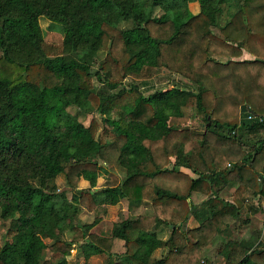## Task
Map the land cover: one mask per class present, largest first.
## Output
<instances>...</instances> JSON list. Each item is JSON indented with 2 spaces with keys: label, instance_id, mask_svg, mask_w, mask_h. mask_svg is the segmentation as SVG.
Here are the masks:
<instances>
[{
  "label": "trees",
  "instance_id": "trees-1",
  "mask_svg": "<svg viewBox=\"0 0 264 264\" xmlns=\"http://www.w3.org/2000/svg\"><path fill=\"white\" fill-rule=\"evenodd\" d=\"M158 72L193 86L141 90ZM108 164L123 177L92 189ZM247 192L264 201V0H0V264H214L202 250L251 224ZM119 200L106 230L80 223ZM217 256L264 264L261 228Z\"/></svg>",
  "mask_w": 264,
  "mask_h": 264
},
{
  "label": "rangeland",
  "instance_id": "rangeland-1",
  "mask_svg": "<svg viewBox=\"0 0 264 264\" xmlns=\"http://www.w3.org/2000/svg\"><path fill=\"white\" fill-rule=\"evenodd\" d=\"M188 8L191 12V14H196L199 11V4L198 2H192L188 4ZM227 19V15H223L221 18V22L223 23ZM39 23L42 28V30L45 33L48 32H57L63 35L62 32V26L58 23H51L48 19L44 17L39 18ZM125 26H129L128 23H123ZM242 58H251V56L248 53H244ZM133 81L130 80L129 78L125 80L124 84L128 86L130 83ZM139 87L141 90H143L145 93H147L150 89L153 88H165L170 89L173 84L178 85V86H183L189 85L188 87L193 86L192 83H188L185 79L179 78L177 75L174 73L172 74H166V73H161L158 72L157 74L154 75V77L147 81L146 83L138 82ZM70 113H75V109L73 107H69L67 109ZM95 117L98 119V115H88V116H79V119L84 123L88 124L89 120ZM192 125L197 126L196 121H192ZM104 170H107L106 176L104 174L100 173V177H98L97 180V187H104V186H115L118 184L120 179L123 177V172L120 170V168L116 165L113 164H108L104 166ZM103 170H101L102 172ZM104 172V171H103ZM83 179V178H82ZM85 180V179H83ZM83 180L79 182V185H83ZM63 183V182H62ZM60 179L58 180V185L60 187H63ZM90 183V181H89ZM88 185V183L86 182ZM235 188V184H229L226 188H224L221 191L222 197L225 199H231L232 191ZM246 197V207L243 210L244 214H247L251 217V224L249 226H242L241 228L238 227V231L235 232V234L227 233L223 236L216 237L209 245H207L203 250H202V255L206 258L211 260L214 264L217 263V247L226 239L229 238H237L241 235H246L249 230L253 227H258L261 228L262 230V237L264 238V201L262 199L254 197V195L251 192H247L245 194ZM204 196L202 194H198L197 197H192L191 202H200ZM119 208L118 207H109V206H98V209L94 212H85L84 210L80 213L79 218H80V223L82 222H92L97 216L100 218V221L97 223L95 230L102 232L106 230L111 223L114 222V220H120L125 216L123 213L122 209V202L120 201L119 203ZM146 211H150V207H146ZM118 217V218H116ZM9 224V220L7 221H1L0 220V243H1V236L7 229ZM234 224V223H233ZM197 225V221L193 217H189V219L186 222L187 227H195ZM161 225H159L160 227ZM239 226V225H238ZM158 227V228H159ZM162 229L159 230V237L164 238L168 236L169 233V228L166 226L160 227ZM69 235V234H67ZM68 237V236H66ZM46 242H49V239L45 240ZM122 241L117 240L116 243L113 245L112 250L115 251L116 254H120V251L123 249V246L121 245ZM161 254V251L156 252V257H158ZM49 256H51V253H48ZM68 259L72 262H80L82 258L78 256L77 251L73 250L71 255L68 257ZM102 261V256H94L92 258V263L93 264H101ZM219 264V263H218Z\"/></svg>",
  "mask_w": 264,
  "mask_h": 264
},
{
  "label": "crops",
  "instance_id": "crops-1",
  "mask_svg": "<svg viewBox=\"0 0 264 264\" xmlns=\"http://www.w3.org/2000/svg\"><path fill=\"white\" fill-rule=\"evenodd\" d=\"M104 166H105V165H102V166L99 168V170H98V172H97L96 180H95V183H94L95 185H94V186H91L92 189H99V188H101V187H97L96 184H97L98 177H100V175H101L100 173H102V174H104V176H106L107 170H104ZM101 170H103L104 172H103V171L101 172ZM101 177H102V175H101ZM84 179H85V180H83V179L80 180V181L83 180V183H82L83 185L80 184L79 186H80V187H89V186H90L89 180L86 179V178H84ZM80 181H79V182H80ZM86 182L88 183V185L86 184ZM198 194H199V193H197V192H193L191 198H192V197H197ZM191 198L189 199V201L191 200ZM202 200H203V199H202ZM202 200H201V201H202ZM120 201H121V200H119L117 203H114V204H108V205H105V206H109V207H115V206H116V207L119 208L120 206H119L118 203H119ZM191 201H192V200H191ZM201 201H200V202H201ZM121 202H122V201H121ZM193 203H194V204H198L199 202H193ZM122 204H123V202H122ZM103 205H104V204H103ZM101 206H102V205H101ZM121 210L123 211L124 214L127 212L126 209H125V205H124V204L122 205V209H121ZM116 218H118V217H116ZM116 221H119V220H117V219L114 220V222H116ZM117 240L122 241V242H121V243H122L121 245L123 246V239H121V238H115L113 245L116 243ZM112 247H113V246H112ZM112 252H113L116 256H118V257H119V256H122V255H123V252H124V247H123V249L120 251V254H116L114 250H112ZM93 257H94V256H92V257L90 258V260H89L91 263H92V258H93ZM95 257H96V256H95ZM100 257H101V256H100ZM92 264H93V263H92Z\"/></svg>",
  "mask_w": 264,
  "mask_h": 264
}]
</instances>
